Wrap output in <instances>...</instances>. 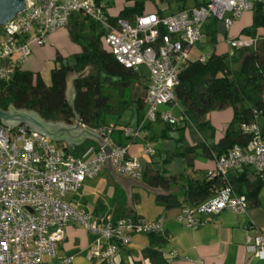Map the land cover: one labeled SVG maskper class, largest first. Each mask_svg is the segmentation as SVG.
Wrapping results in <instances>:
<instances>
[{"label": "built area", "instance_id": "obj_1", "mask_svg": "<svg viewBox=\"0 0 264 264\" xmlns=\"http://www.w3.org/2000/svg\"><path fill=\"white\" fill-rule=\"evenodd\" d=\"M256 3L264 5V0H204L167 15L151 11L129 20L112 17L102 0H26L27 7L2 27L0 80L10 79L16 68L21 67L31 53L30 44L43 45L47 35L67 25L73 14L86 16L104 29V43L117 62L135 70L145 67L148 71L147 110L134 126L122 127L125 136L135 139L143 135L147 123L161 120L175 124L185 118L181 110L174 115L159 110V106L177 105L174 89L182 64L193 57L190 50L201 42L207 20L215 18L229 28ZM255 40L241 36L226 41L232 48H241L254 45ZM241 129L250 137L248 147L234 144L216 157L210 177L220 175L226 179L230 170L249 165L264 179L262 132L256 121L242 123ZM97 131L105 144L110 145L109 152L103 146L92 147L91 154L75 157L64 150L67 144L35 132L26 124L13 129L0 124V264H72V256L57 263L52 261L70 222L86 230L90 242L84 255L98 264H118L119 248L135 233H163L164 216L147 219L124 215L112 219L94 215L66 200L86 179L98 175L107 161L123 175L141 178L143 174L140 159L128 153V146L112 143L110 129ZM144 151L153 152L150 143ZM247 207L246 195L228 183L192 206H181L176 219L186 227H197L205 223L202 215L224 209L240 213ZM244 247L253 257L264 259V231L247 235ZM171 254L176 256L177 251L172 250Z\"/></svg>", "mask_w": 264, "mask_h": 264}, {"label": "trees", "instance_id": "obj_2", "mask_svg": "<svg viewBox=\"0 0 264 264\" xmlns=\"http://www.w3.org/2000/svg\"><path fill=\"white\" fill-rule=\"evenodd\" d=\"M122 1L123 4L117 13H110L112 17L131 20L135 15L146 12L147 0ZM106 6L108 7L107 4ZM252 10V23L249 27L242 29L241 35L255 38V44L249 47H233L230 53L212 51L203 59L199 57L188 58L182 64L179 83L174 89V99L178 111L181 110L185 115L181 121L183 125L179 127L180 122L170 124L162 121L165 128L160 137H169V131L175 130V133L178 134L176 139L180 142L188 127L194 126L198 129L207 127L209 120L202 118L209 111L231 107L233 110L231 123L215 146L210 148L204 144H199L184 150V152H193L196 148H201L203 153L210 157L214 151V163L216 157L225 154L234 144L248 147L250 137L242 132L241 124L256 121L259 115H264V34L258 33L259 27L264 29V5L256 3ZM154 12L162 15L161 10L157 9ZM86 19L89 21L88 26H86ZM216 21L215 18L211 17L204 25V30L206 29V33L213 40L217 34L213 28ZM69 23L70 35L74 41L80 44L81 51L74 55L72 62L65 60L60 55L57 56L59 64L51 68L49 84L44 82L39 72H32L21 67L16 68L10 79L0 80V108L7 110L11 104L16 109L33 110L45 120L62 121L68 124L75 121L76 113L81 124L89 128L96 130L106 128L112 132L119 131L120 128L108 124L107 118L112 112L117 111L116 113H118L123 106L118 109L114 108L110 104V96L104 94L103 90L106 86H119L121 88L140 82L141 67L135 70L117 62L106 45L105 48V43L103 44L104 29L88 17L76 13L72 15ZM161 33H164L163 29H161ZM234 62L239 63L237 74H234L232 70V63ZM87 67L89 70L85 72ZM73 73H76V77L73 79L72 98L70 100L66 92L67 78ZM147 81L144 83L143 92H135L134 100L139 107L145 104ZM149 124L151 123H147L144 128ZM262 135L264 136L263 132ZM63 147L66 153L75 157H82L90 147L98 149L99 145L94 141L86 140L78 145L71 147L65 145ZM179 154L182 153L176 152L173 155ZM243 166L245 169L235 175L229 173L226 179L220 175H211L210 177L209 172L212 168L204 170L201 178L193 180L186 179L184 174L166 175L165 169L151 174L146 171L141 178L150 186H159L165 190H169L172 185L184 181L181 183L182 199L178 197L176 192L155 196L157 202L164 208L178 205L180 207L192 206L209 197L217 188L228 183L237 192L245 194L251 204H256L264 179L255 173L253 167ZM247 167L252 168L255 173L257 178L254 181L247 179ZM111 199L112 204L118 208V212L116 216L110 218L116 219L120 216L132 215L131 211L124 208L125 197L123 193L119 194L116 191ZM119 207L120 210L123 209V213L119 211ZM152 253L158 262L166 264L155 252L152 251Z\"/></svg>", "mask_w": 264, "mask_h": 264}, {"label": "crops", "instance_id": "obj_3", "mask_svg": "<svg viewBox=\"0 0 264 264\" xmlns=\"http://www.w3.org/2000/svg\"><path fill=\"white\" fill-rule=\"evenodd\" d=\"M203 1L198 0L195 4ZM180 7H183V5ZM252 11H244L239 18L232 22L229 28H226L220 20L216 21L213 28L216 30V33H220L219 28H222L221 32H228L234 38L236 36H243L241 35L242 29L249 27L252 23ZM204 28L203 35H208ZM259 28L258 33L264 34L263 27ZM34 44H30V50L34 49L32 48ZM80 51L81 48L75 54ZM60 56L63 55L60 54ZM32 57L31 52L21 64V68H23L22 65L24 63H31L33 60ZM31 58L32 60H30ZM28 68H31L30 65ZM232 117L233 110L231 107L213 109L202 118L203 120H209L207 127L203 129H198L194 126L188 127L183 133L180 143L168 142L164 139L159 149L154 147V143L161 136L165 128V124L161 120L149 124V126L144 128L143 135L135 139L125 136L121 130L122 127L119 131H110L109 135L113 144L127 145L128 153L140 159L143 173L147 171V173L151 174L155 171L165 169L166 175L184 174L186 179L193 180L201 178L204 170L214 167L215 153L213 151V155L210 157L204 154L201 148H196L193 152H184L185 148L199 144H204L212 148L223 136L227 126L231 123ZM256 122L264 133V115H259ZM182 125L180 121L179 127ZM147 143L151 144L153 150L151 154L144 151ZM91 148L87 150V155L91 154ZM176 152L182 154L173 155ZM163 157L166 162V158H171L165 164L161 162ZM244 167L234 168L230 173L232 175L238 174L245 169ZM113 171L117 172L112 164L104 166L101 173L105 186L96 189L98 192L90 188V193H85L83 182L77 192L66 196V200L75 207L87 210L94 215L114 217L118 212V208L112 204L111 198L118 191L119 194H124V208L131 211L132 215L147 219H156L159 216L165 217L164 233L156 236L157 238L146 233H135L131 235L130 241L119 248L116 257L118 264H162L154 258L152 251L166 264H264V259L253 257L244 247L245 237L247 235H251L258 230L264 231V183L258 193V202L251 204L248 200V207L245 212L237 213L229 209H224L216 214L202 215L205 223L190 228L176 219L180 205L164 208L157 202L155 197L157 195H167L170 192H176L178 197L182 199L183 189L181 183L184 181L178 182L177 185H172V188L169 190H165L159 186H151L159 192L164 193L155 194L133 182L134 180H138L148 184L142 178L129 177L119 172L117 173L124 177L117 178L113 176ZM246 177L249 181H254L257 178L250 167H247ZM143 189L147 194L146 192H142ZM99 193L101 194L99 195ZM119 211L123 213V209L120 210V207ZM89 242L90 236L81 225L75 222L68 223L65 228V236L58 244L56 257L52 261L57 263L65 256H72V264H98L94 260H89L84 255ZM149 248L151 252H149ZM172 250L177 251L176 256L171 254ZM46 259L51 261L48 258Z\"/></svg>", "mask_w": 264, "mask_h": 264}, {"label": "rangeland", "instance_id": "obj_4", "mask_svg": "<svg viewBox=\"0 0 264 264\" xmlns=\"http://www.w3.org/2000/svg\"><path fill=\"white\" fill-rule=\"evenodd\" d=\"M107 2V3H106ZM102 3H106L108 5L107 9L109 13L116 14L118 9L123 4L122 0H102ZM196 3V0H147L146 2V12H154L157 9L161 10L164 15H167L171 12L176 11L179 6L184 7H192ZM105 4V5H106ZM236 20V19H235ZM234 20V21H235ZM233 21V22H234ZM89 21L86 19V26H88ZM70 23L67 25L57 29L54 32H51L47 35L46 41L43 45L34 44L31 50L32 52V58L30 60L31 63H24L22 67L27 70H31L34 72H39L42 79L46 84L50 83V70L55 65L59 64V61L57 60L58 55H63L62 58L65 60L72 62L73 57L77 50L80 47V44L76 41H74L70 35ZM87 28V27H86ZM222 28H219L220 33L218 32L216 34L215 40L211 39L209 35H203V38L201 42L194 48L190 50V55L198 58L199 56H205L210 54L212 51H216L218 53L227 52L230 53L233 49L232 47L227 43V38H234L231 37V35L228 32L222 31ZM2 32V27L0 26V34ZM227 33V34H225ZM233 34V33H232ZM234 35V34H233ZM238 35V32H237ZM241 36H236L235 38H238ZM103 40V39H102ZM104 44V41H103ZM105 46V44H104ZM106 48V46H105ZM29 60V62H30ZM30 65L31 68H28ZM89 70V67L85 69V72ZM232 70L234 74L238 73L239 70V63L234 62L232 63ZM148 71L145 69V67L140 68V77L139 81L137 83H132L130 86H106L104 88V94H107L110 96V104L118 109L121 107L118 113L112 112L108 115L107 122L108 124L115 125L116 128H121L126 124L134 125L137 120L139 121L145 114L147 110V106L145 104L141 107L138 106L137 102L134 100L135 92H143L144 90V83L147 81L148 78ZM76 76V73L70 74L67 78V82H71V78ZM73 84V83H72ZM69 85V89H70ZM68 93V88L67 91ZM159 110L163 111H170L172 114L177 115L178 109L177 106H171V105H160ZM169 137L163 138L158 137L157 141L154 143V147L161 148V143H163V140L165 139L168 142H174V143H180L176 139L175 130L169 131ZM179 151V150H178ZM167 159V158H166ZM165 161V158L163 157L161 159L162 163H168ZM164 164V165H165ZM102 172V171H101ZM99 173L96 175L93 179H86L84 181V192L90 193V188L93 191L98 192L96 189L103 188L105 186L102 173ZM142 192H146L144 189ZM101 193H99L100 195ZM147 194V192H146Z\"/></svg>", "mask_w": 264, "mask_h": 264}, {"label": "water", "instance_id": "obj_5", "mask_svg": "<svg viewBox=\"0 0 264 264\" xmlns=\"http://www.w3.org/2000/svg\"><path fill=\"white\" fill-rule=\"evenodd\" d=\"M25 7H27L26 0H0V26H5L8 21L14 19ZM75 77L71 78L70 84L67 82L68 90L69 85L71 87L70 89H72V83ZM0 124L9 129H13L20 124H26L33 131L45 135L54 141L65 143L68 147L81 144L86 140H91L99 146H103L106 152L110 150V145L105 144L103 136L95 129L82 125L76 113L75 121L68 124L62 121L45 120L33 110L24 108L16 109L9 104L7 110L0 108ZM105 165H111V163L107 161ZM112 174L117 178L124 177L115 171ZM133 182L155 194H164L145 182L138 180H134Z\"/></svg>", "mask_w": 264, "mask_h": 264}, {"label": "flooded vegetation", "instance_id": "obj_6", "mask_svg": "<svg viewBox=\"0 0 264 264\" xmlns=\"http://www.w3.org/2000/svg\"><path fill=\"white\" fill-rule=\"evenodd\" d=\"M71 90H72V89H69V90H68V93H67L69 99H71V97H72V91H71Z\"/></svg>", "mask_w": 264, "mask_h": 264}]
</instances>
